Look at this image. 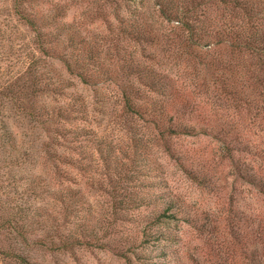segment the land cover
Instances as JSON below:
<instances>
[{"label":"rangeland","instance_id":"obj_1","mask_svg":"<svg viewBox=\"0 0 264 264\" xmlns=\"http://www.w3.org/2000/svg\"><path fill=\"white\" fill-rule=\"evenodd\" d=\"M25 8L49 14L52 20L49 27L60 21L69 23L67 29L74 30L77 39L82 40L80 48L88 43L111 76L98 83H85L69 74L61 60L45 56L41 69L55 80L60 76L66 78L67 86L62 95L46 90L40 101L53 106L73 95L80 96L89 120L70 118L76 113L70 106L65 122L71 127L92 126L96 135L112 136L115 146L125 152L122 158L126 165L132 153L130 137L136 131L150 143L147 153L153 161L152 174L158 178L155 186L140 187L139 192L173 197L179 209L176 218L153 224L154 228L169 232L167 239L145 241L141 226L147 222L151 206L113 211L119 199L128 197L126 181L109 171L89 142L81 143L76 149L71 145L75 144L71 137L59 143L50 142L52 130L48 127L56 119H48L42 125L29 115L32 100L25 97L21 104L25 109L8 102L4 106L0 104V221L12 217L16 225L6 221L0 225V248L11 252L25 246L22 254L28 255L31 264H255L253 257L264 246V193L239 174L234 160L223 155L219 137L232 139L234 148L238 145L236 141L250 140L264 153V125L260 118H252L249 123L247 114L236 112L226 104L229 95L220 85V69L204 64L214 56L227 62L225 47L179 42L175 31L158 16L153 0H37L33 5L26 2ZM16 23L22 26L12 12V0H0V28L10 29L7 25ZM135 31L144 33L143 37L137 38ZM10 43L0 40V84L12 81L16 70L21 68L11 52L15 47ZM71 48L62 46L58 50L69 52ZM201 58L204 62L200 63ZM137 65L164 72L175 88L172 96L175 105H169L170 112H174L175 118L193 124L196 133L174 134L168 141L186 156L185 166L191 167L189 161L195 158L191 167L194 172L199 170L195 166L197 158L207 159L203 170L200 169L210 178L206 183H200L192 176L193 171H187L165 149L159 135L161 125L142 118L133 120L136 116L125 112L126 90L139 88L142 96L138 102L143 105L158 97L139 81L135 71L129 70V66ZM225 72L228 73L226 69ZM124 87L128 89L123 90ZM78 104L76 101L74 105ZM172 106L178 111L172 110ZM4 123L12 130L17 144L14 150L4 151L1 147ZM243 156L254 162L250 152L241 151H235V162ZM260 159L263 165L264 156ZM78 161L80 169L72 164ZM137 174L133 183L139 184L145 178ZM67 186L79 187L80 200L84 203L77 212L72 210V199L58 203L52 198L53 191ZM43 205L52 207L56 216L50 226L41 221L43 216L39 212ZM19 230L27 236L28 244L20 238ZM56 233L63 236L71 233L75 241L79 238L98 242L57 248L49 243L51 239L58 240ZM35 238L43 239V243L35 242ZM123 252H127L129 260L121 255ZM0 264L21 263L12 253H0Z\"/></svg>","mask_w":264,"mask_h":264},{"label":"trees","instance_id":"obj_2","mask_svg":"<svg viewBox=\"0 0 264 264\" xmlns=\"http://www.w3.org/2000/svg\"><path fill=\"white\" fill-rule=\"evenodd\" d=\"M26 2L33 5L37 3V0H12V12L16 13L22 26L16 23L7 25L10 29L0 28V40L11 42L10 46L15 47L11 50L14 54L13 57L19 60L21 65V68L16 70L12 81L0 84V104L4 106L8 102L16 105V108L25 109V106L21 104L27 97V99L32 100L29 107L31 109L28 111L29 115L38 119L43 123L42 125H46L48 119L54 118L57 120H55L54 125L48 127L52 130L49 135L50 142L59 143L60 140L71 137L75 141V144L74 142L71 144L74 149L78 148L81 143L89 142L90 146L92 144L95 148L94 152L104 161L109 171L114 172L119 178L126 181L124 187L128 188V197L126 200L121 199L123 203H119L121 202L119 199L117 202L119 204L115 203L112 210L116 211L123 207L135 208L140 205L151 206L148 220L141 226V232L145 235L143 239L145 241L167 239L169 232L159 227L154 228L153 224L170 217L176 218L179 205L170 196L166 198L156 192L147 193V195L144 192H139L140 187L151 188L158 183L156 180L158 179L156 178L157 175L152 174L151 164L153 161L147 153V147L150 143L144 141L142 136L137 135L135 131L130 137L132 153L129 155V163L126 165L125 160L122 158L125 152L115 146L112 136L107 138L109 137L108 134L104 137L103 135H96V129L92 126L84 124L71 127L65 122L68 119L67 116L70 115L68 109L70 106H73L72 110L76 111L74 115L69 116L70 118L89 120L88 110L84 108L85 102L79 98L80 96L73 95L71 98L66 99L64 103L53 106L40 101L46 90L51 91L54 95L56 93L62 95L65 94L64 86H67L66 78L60 76L55 80L41 69L45 63L43 61L45 56L56 57L61 60L69 74L77 76L85 83H98L101 80L111 78V76H109L108 69L103 65L97 52L94 49L92 50L88 43H85V47L82 49L80 48L82 40L77 39L74 30L67 29L70 26L69 23L60 21L49 27L52 23L51 16L26 9ZM153 2L157 6L158 16L162 19V22H166L171 27V30L175 31L173 33H175V37L179 42L182 41L185 45L201 47H225L228 55L224 59L228 57L227 62H224L220 56H214L204 64L220 69V85L229 95L225 100L226 104L236 112L247 114L250 117L249 123H251L252 118H260L264 125V0H153ZM134 33L137 38H142L144 34L139 31ZM148 37L151 39V36ZM62 46L72 47L71 51H59L58 48ZM205 51L207 54L208 48ZM199 56L202 55L199 54ZM199 62H204V60L201 58ZM242 66L246 67L242 69ZM96 68L101 72L93 70ZM129 68V70L135 71L139 81L147 86L151 92L156 93L158 97L157 99H150L148 105H143L138 102V99L142 96L139 88H133L134 90L130 92L126 90L128 88L124 87L123 90H126L123 101L125 112L136 116L132 118L133 120L142 118L153 125H161L159 135L164 140L165 149L169 150L187 171H193L191 167H194L193 161L195 158L190 157L191 167L185 166L187 163L185 161L186 156L181 151L173 148L168 141L170 136L174 134L196 133L193 124L175 118L174 112H170L171 107L169 105H175L172 99L173 94L176 93L175 88L171 86L170 80L164 72L162 73L154 67L141 69L137 65L129 66ZM225 69L228 73L225 72ZM130 93L134 95L131 96L132 98L129 96ZM33 100H35L34 105H32ZM76 101L79 106L74 105ZM172 110L178 111L173 106ZM232 121L235 123V120ZM3 128L1 147L4 151L14 150L17 144L12 130L5 123ZM221 128L222 126L218 127V131ZM219 140L223 155L234 160L239 174L245 180L258 186L264 193V164L262 165V162L258 160L264 156L263 150L257 149L256 144L250 140H246V142L236 141L238 145L235 148L233 146L235 142H232L233 145L231 144L232 139L225 136V138L219 137ZM145 148L146 151H144ZM234 150L242 153L250 152V157L254 162L247 160L246 156H243V159L236 158L235 162ZM88 153L89 156H92L91 150ZM14 158L16 157L11 159ZM196 161L195 166H199V170L197 172L193 171L192 176L197 177L200 183H206V179L209 181L210 178L206 172L202 173L200 169L203 170L207 159L197 158ZM72 164H75L79 169L81 168L80 161ZM128 166H131L130 169ZM198 172L201 173V176H198ZM135 173L144 175L145 180L139 184L137 182L133 183ZM79 193L78 186H67L65 189L53 191L51 195L58 203H63L66 199H72V210L77 212L83 207L84 203L80 200ZM124 203H129V205ZM40 208L39 214L43 216L41 218L43 225H52L56 221L52 207L48 209L46 205H43ZM12 219V217H9L6 220H1L0 225H4V221L8 222L9 225H15L12 223ZM259 229L262 230V228ZM55 230H58V227ZM18 234L25 245L28 244L27 236L21 231ZM56 235L58 240L51 239L49 243L57 248H71L74 244L82 242L84 244H96L98 242V240H93L94 242L90 240L82 241L78 240L79 238L75 241L71 233L65 234V236L62 233H56ZM37 241L39 244L43 243V239L35 238V242ZM24 247L11 252L0 248V253H12V256L19 263L31 264L28 255L22 254L25 251ZM128 250L132 251L131 248H128ZM121 255L129 260L127 252H123ZM147 257L150 256H144L142 259L144 260ZM245 258H248L247 254H245ZM253 258L255 264H263L264 246L261 247L260 253L255 254Z\"/></svg>","mask_w":264,"mask_h":264}]
</instances>
